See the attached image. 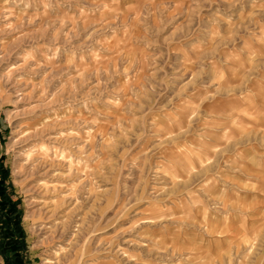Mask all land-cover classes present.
<instances>
[{"label": "rangeland", "instance_id": "obj_1", "mask_svg": "<svg viewBox=\"0 0 264 264\" xmlns=\"http://www.w3.org/2000/svg\"><path fill=\"white\" fill-rule=\"evenodd\" d=\"M0 134L23 264H264V0H0Z\"/></svg>", "mask_w": 264, "mask_h": 264}, {"label": "trees", "instance_id": "obj_2", "mask_svg": "<svg viewBox=\"0 0 264 264\" xmlns=\"http://www.w3.org/2000/svg\"><path fill=\"white\" fill-rule=\"evenodd\" d=\"M0 138H1V134H0ZM2 159H0V194H3V192L1 190H3L2 186L4 183L5 178L8 177V171L4 170L3 165H2ZM3 201L0 202V216L3 218L2 219V224L0 228H1V236L3 237L4 242L2 245V252L4 255V264H23V261L21 260L20 256H19V252H20V248H22L21 244H18L16 241L14 240H10L9 236H14V233L12 230L9 229V219L6 217L5 214H3ZM15 211L13 209L9 210V212ZM15 227L14 230L17 233V235L22 238L23 236V232L20 228V224H19V220L16 218L15 220ZM12 254L13 257H8V254Z\"/></svg>", "mask_w": 264, "mask_h": 264}, {"label": "crops", "instance_id": "obj_3", "mask_svg": "<svg viewBox=\"0 0 264 264\" xmlns=\"http://www.w3.org/2000/svg\"><path fill=\"white\" fill-rule=\"evenodd\" d=\"M261 196L258 198V202H257V206L258 207H256V209H263L264 208V196L262 195V194H260ZM236 198L238 199V204H244V203H249L250 204V199L247 201V200H245V201H242V196H239V195H237L236 196ZM223 204H225V202H223ZM230 217L231 216H229L228 218H227V222H229V219H230ZM233 218H235V216L233 215ZM233 228H235V229H238V228H240L241 229V227H239V226H237L236 224H234L233 225Z\"/></svg>", "mask_w": 264, "mask_h": 264}]
</instances>
